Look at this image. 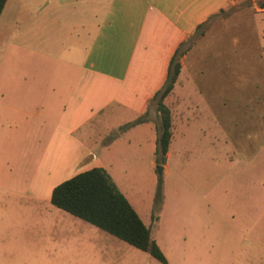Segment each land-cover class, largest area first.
<instances>
[{"label": "rangeland", "instance_id": "rangeland-1", "mask_svg": "<svg viewBox=\"0 0 264 264\" xmlns=\"http://www.w3.org/2000/svg\"><path fill=\"white\" fill-rule=\"evenodd\" d=\"M259 1L235 0L185 40L180 74L165 98L173 137L162 168V201L153 199L149 157L116 160L126 186L141 192L136 203L130 200L167 263L84 220V237L56 234L50 226L28 232L25 220L52 218L49 210L31 207L26 189L49 133L42 124L55 123L69 74L61 29L48 25L12 36L6 55L0 51V264H264ZM157 105L151 103L149 117L159 124Z\"/></svg>", "mask_w": 264, "mask_h": 264}, {"label": "crops", "instance_id": "crops-1", "mask_svg": "<svg viewBox=\"0 0 264 264\" xmlns=\"http://www.w3.org/2000/svg\"><path fill=\"white\" fill-rule=\"evenodd\" d=\"M234 2L6 1L0 15L3 56L13 35L16 38L52 25L64 35L59 42L66 52L64 65L69 74V86L60 97L55 123L42 124V128L49 127V133L42 140L41 164L30 176L26 189V195L33 200L31 207L49 210L52 218L35 216L25 220L30 234L38 233L39 226H50L53 230L49 231L56 234L82 233L84 237L86 226L82 219L51 203L53 188L79 172L104 168L134 207L141 192L126 186L115 171L116 160L146 155L147 168L154 173L157 184L158 124L149 117L125 130L120 127L149 111L153 97L168 77L179 45L200 24ZM259 12L264 15V8ZM128 171L127 166L122 168L123 174Z\"/></svg>", "mask_w": 264, "mask_h": 264}, {"label": "trees", "instance_id": "trees-1", "mask_svg": "<svg viewBox=\"0 0 264 264\" xmlns=\"http://www.w3.org/2000/svg\"><path fill=\"white\" fill-rule=\"evenodd\" d=\"M6 1L0 0V15ZM258 6L264 8V0H260ZM205 24L206 21L200 24L196 30H199ZM185 42L183 41L177 48L171 61L168 77L163 87L152 99V102L157 100L160 119L157 125V165L165 164V158L173 137L172 111L165 103V98L173 90L180 74L182 65L179 61V55ZM148 119L149 111L122 125L120 130H125ZM157 174L154 200L159 203L163 198L164 177L162 170L160 171L158 168ZM51 203L148 253L160 262L167 263L166 255L157 240L153 238L151 226L143 221L137 210L104 168L94 167L62 181L53 188Z\"/></svg>", "mask_w": 264, "mask_h": 264}, {"label": "water", "instance_id": "water-1", "mask_svg": "<svg viewBox=\"0 0 264 264\" xmlns=\"http://www.w3.org/2000/svg\"><path fill=\"white\" fill-rule=\"evenodd\" d=\"M157 168H158L159 170H162L163 166L158 165Z\"/></svg>", "mask_w": 264, "mask_h": 264}]
</instances>
